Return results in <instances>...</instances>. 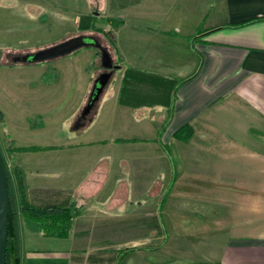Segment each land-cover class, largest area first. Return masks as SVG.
Listing matches in <instances>:
<instances>
[{"label":"crops","instance_id":"1","mask_svg":"<svg viewBox=\"0 0 264 264\" xmlns=\"http://www.w3.org/2000/svg\"><path fill=\"white\" fill-rule=\"evenodd\" d=\"M66 14L76 18L77 33H98L80 29L84 15L121 22L114 31V46L104 35L120 75L116 93L120 106L114 108L112 124L128 120L139 125L153 121L160 112H165V117L154 137L75 138L45 144L8 133L7 124L12 118L17 127H25L21 121L27 120L26 128L31 131L46 129L42 101L34 104V95H9V101L0 100V145L14 185L15 169H20L32 203L73 204L75 212L68 237H57L45 235L40 224L19 208L21 264H264V235L255 227L251 232L231 228L224 249L226 207L217 196L215 204L205 198L193 202L191 188L186 186L185 191L181 187L183 195H178L182 201L174 199L178 169L173 151L172 155L165 146L170 147L171 141L191 146L207 143L212 133H218V121L228 109L249 119L255 124L254 131L264 134V0H0V36L8 39L18 18L36 22L59 20V16L65 19ZM112 20L103 24L108 26H102L104 31L111 33ZM198 34L201 36L193 44L191 37ZM0 48V67L27 65L12 59L17 52L7 41L0 39ZM98 62L95 77L102 71ZM180 81L185 82L174 98ZM27 97L29 105L19 120ZM88 98L89 94L83 107ZM172 104L171 121L159 138ZM100 111L101 105L94 108L89 124ZM179 131L182 138L176 136ZM130 144H156L161 149L132 156ZM253 145L242 157L264 158V139ZM14 147L43 149L14 152ZM199 156L206 159V155ZM220 167L217 173L223 170V165ZM233 169L239 176L256 173L249 167ZM196 181L206 185L203 180ZM170 185V195L161 209V197ZM237 186L234 191H254L245 184ZM167 202H175L180 209H195L196 216L191 217L193 222L185 233L207 239L214 232L211 239L217 242L208 251H162L169 237L162 220ZM253 216L241 223L263 221ZM134 241L144 242L129 245ZM129 248L132 250L124 251Z\"/></svg>","mask_w":264,"mask_h":264},{"label":"rangeland","instance_id":"2","mask_svg":"<svg viewBox=\"0 0 264 264\" xmlns=\"http://www.w3.org/2000/svg\"><path fill=\"white\" fill-rule=\"evenodd\" d=\"M58 12L61 11L59 10ZM66 17L61 19V16H59V20L40 19L36 22L24 21L18 18L12 26L14 31L11 30L8 39L5 36L3 37V35L0 36V39L2 42L7 41L17 54L22 55L25 52L45 49L75 35L86 33H77L74 15L70 14L68 16L66 14ZM25 24H31L32 26L24 28ZM102 26L108 27L103 24ZM91 34L99 37L109 51L113 50L108 47V42L105 40L103 33ZM99 53L100 50L98 48L90 46L81 48L65 57L39 64H27L13 68L1 66L0 100L8 99L7 101H9V95H34V104L42 101L44 106L42 112L47 113L48 127L46 129L31 131L29 127L26 128L27 120H24L25 122L21 121L25 127H17L13 124L12 118H10L7 119V122H10L7 123L10 128L8 133L18 134L19 138L27 142L45 144L67 143L75 138L154 137L159 123L165 117V112L157 114L153 121L148 120L139 125L136 123L129 124L128 120L126 123L115 122V124H112L113 117H115L114 108L120 106L116 95L120 77L119 70L115 72L103 93V95L107 96H103L102 98L104 99L100 100L97 105H101L98 118L89 124L92 117L89 116L82 122L83 125H78L79 119L75 120V117L79 112H82L86 96L90 94L89 92L91 91L89 90L90 88L92 90L94 81L97 78L95 77V61H101V53L100 55ZM111 55L114 57L112 52ZM24 100L21 105L20 115L24 114L27 105H29L27 103L28 97L27 101ZM126 111L132 114L131 109ZM22 117L24 116L21 115L17 118L23 120ZM254 125L249 119L241 116L240 113L228 109L222 113V117L218 121V133H212L207 143L191 146L185 143L169 142L178 169L177 183L174 185L176 190L174 197H176L173 198L176 201L181 200L178 196L183 195L181 187L185 191L184 187L190 186V195L193 198L190 201L198 202L205 198L210 203L215 204L216 196L219 201H223L226 207L224 209V226L226 228L223 242L224 249L228 246L229 234L231 235L232 233L230 231L231 228L241 227L245 231H250L251 228L255 227L258 234L264 235V158L248 160L242 157L243 153H248L249 150H252L256 141L260 142L261 139H264V134L254 131L252 128L255 127ZM143 128H145L144 131H142ZM136 145L130 144L128 146V151L133 152L132 156H139L138 154L148 151H154L155 154L159 151L158 148L161 149L156 144ZM237 146L240 151L233 152V149L237 148ZM200 154L206 155L204 156L206 159L200 157ZM128 162L131 163V159ZM220 164L223 165V170H221V173H217ZM235 167H249L256 169V173L252 176H239L233 169ZM196 180H203L206 185L201 186L200 182ZM216 184H219V187ZM244 184L248 188L251 187L250 189L254 191L248 192L245 188L241 192L234 191V188H238L236 185ZM169 203H166L162 211L163 225L167 236H169L162 251H208L211 245L217 242L211 239L215 237V233L212 232L207 235V239L201 234L185 233L189 222H193L191 217L196 216V212L192 211L195 209L189 207L180 209L176 207L175 202ZM236 206L237 208L240 206L244 207L236 209V212ZM240 209L242 212L239 211ZM253 214L257 216V219L262 218L263 221L258 220L256 225L241 223L243 218L245 220L255 218ZM134 242L129 245L141 244L144 241Z\"/></svg>","mask_w":264,"mask_h":264},{"label":"trees","instance_id":"3","mask_svg":"<svg viewBox=\"0 0 264 264\" xmlns=\"http://www.w3.org/2000/svg\"><path fill=\"white\" fill-rule=\"evenodd\" d=\"M112 19H101L98 18L96 15L89 14L84 15L82 17V22L80 24V29L82 31L85 30H92L94 32L103 33L107 39L110 40L111 44L114 46V31L119 27L120 21L113 19V29L110 32L104 31L102 25L107 22H110ZM201 32V31H200ZM200 34L191 37L192 43L195 44L196 40L200 38ZM185 81H180L176 88H175V97L179 87ZM169 117L162 125L160 130V137L161 138L171 121L173 115V104L170 106ZM183 131V130H182ZM182 132H177L176 136L178 138H182ZM168 152L172 154V150L168 145H165ZM42 147H14L12 151H36L41 150ZM0 152L3 158L4 166L6 169V176L8 182V189L10 194V213H9V239H8V250H7V264H21L20 258V238H19V224H18V210L22 211L24 215L27 217L36 220L44 234L47 236H57V237H68L72 220L75 216V212L73 211V204L69 206H60L55 204H49L45 206H38L32 203L29 200L28 192H27V185L25 182V175L20 169H15V176H16V185H14V181L5 160L3 148L0 145ZM173 155V154H172ZM17 188V189H16ZM172 189V185L168 187V189L163 193L161 197V209L168 199L170 192ZM19 199V205H18ZM132 248L126 249L124 251H131Z\"/></svg>","mask_w":264,"mask_h":264},{"label":"water","instance_id":"4","mask_svg":"<svg viewBox=\"0 0 264 264\" xmlns=\"http://www.w3.org/2000/svg\"><path fill=\"white\" fill-rule=\"evenodd\" d=\"M93 46L98 48L101 53V67L103 71L94 81L93 88L89 94L88 101L84 106L79 117V126L83 121L91 116L94 108L100 102L107 85L112 80L119 66L115 63L111 52L104 47L102 40L97 36L85 34L76 35L67 40L36 52L28 53L23 58L16 61L22 63H40L54 60L70 55L81 48ZM9 213H10V194L6 176V169L0 152V264H7V250L9 239Z\"/></svg>","mask_w":264,"mask_h":264},{"label":"flooded vegetation","instance_id":"5","mask_svg":"<svg viewBox=\"0 0 264 264\" xmlns=\"http://www.w3.org/2000/svg\"><path fill=\"white\" fill-rule=\"evenodd\" d=\"M85 35H88V36H96V35H94V34H91V33H84ZM78 35H80V34H78ZM76 36V35H75ZM104 47H106L105 45H104ZM38 51V50H37ZM32 52H36V51H31V52H26V53H24V54H22V55H19V54H17V55H15V56H13L12 57V59L13 60H16V59H18V58H23L25 55H27L28 53H32ZM46 62V61H45ZM19 63H22V62H19ZM40 63H43V62H40ZM26 64H39V63H29V62H27Z\"/></svg>","mask_w":264,"mask_h":264}]
</instances>
